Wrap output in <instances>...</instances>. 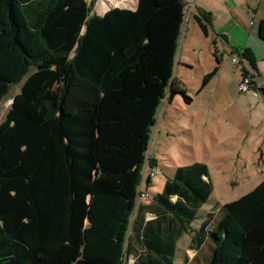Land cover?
<instances>
[{
	"label": "trees",
	"instance_id": "trees-1",
	"mask_svg": "<svg viewBox=\"0 0 264 264\" xmlns=\"http://www.w3.org/2000/svg\"><path fill=\"white\" fill-rule=\"evenodd\" d=\"M97 1L0 0V102L20 85L0 123V264H173L183 235L197 252L183 264H264V177L198 229L202 163L138 203L161 102H191L174 76L184 0L91 15Z\"/></svg>",
	"mask_w": 264,
	"mask_h": 264
},
{
	"label": "crops",
	"instance_id": "crops-1",
	"mask_svg": "<svg viewBox=\"0 0 264 264\" xmlns=\"http://www.w3.org/2000/svg\"><path fill=\"white\" fill-rule=\"evenodd\" d=\"M134 1L135 3L133 4H123V7L111 6L105 12L100 13V15L102 16L113 8L134 10L137 0ZM184 2L186 5L185 15L188 17V8H190V15L183 25L184 30L182 28L183 34L181 33V35H183V38L178 67L188 68L186 65L194 63L200 65L203 62L200 57L199 45L196 42V39L200 36L205 43L203 45L207 48L209 60L208 67L203 62L208 70L203 78L215 71L214 76L204 88L201 89L200 85L196 95H201L208 89L215 78L220 77L223 61L218 54L222 50H228L231 59L232 56H237L238 52L249 49L256 60L255 71L246 61L240 59L242 66H239V73H233V78L237 82L236 88L238 91L242 76L249 73L254 87L263 90L261 92L258 91L257 95H254L253 92L245 94L238 91L241 95L234 102L229 103L230 109L226 106L218 109V98H212L211 96L209 98H191L189 104L184 103L188 107H192L195 100L199 99L195 108L187 110L189 112L187 117H189L192 124V129L199 134H217V140L221 141L222 146L231 150L230 155L223 156L228 166L242 168L239 172L244 175V179L249 182L256 181L255 185H253L256 187L264 177V79L262 78V75H264V41H261L257 35L259 22L264 19V0H184ZM199 22L204 25L205 33L201 31ZM175 78L180 86L182 81L178 80V77ZM218 92L225 94L226 91L225 88H219ZM180 103L176 101V97L172 101L167 102L165 112L168 114L169 119L174 120L172 113L175 109L173 107H179L185 111V106L183 108L180 107ZM200 127L202 128L200 129ZM226 142H231L232 144H226ZM150 157L154 159L151 156V152ZM155 160L157 164V158ZM202 164L208 168L209 181L213 185L214 192V182L217 181L214 178L212 179L208 165L206 163ZM260 167L263 170H260ZM257 174H259V177H257ZM225 182L228 187L229 184H239L238 182H231V180ZM149 183L145 182L146 188ZM220 198L221 201H217L206 209L204 217L198 222L197 227L192 226L193 229H198L201 223L208 219V213L217 214L218 204L236 200L227 201L228 198H235L232 194H223ZM149 216L151 215H147V220L152 218H148ZM186 236L189 237V243L186 244L187 249L184 251V255L191 261L197 252L190 249V236ZM201 254L197 256L201 257Z\"/></svg>",
	"mask_w": 264,
	"mask_h": 264
},
{
	"label": "rangeland",
	"instance_id": "rangeland-1",
	"mask_svg": "<svg viewBox=\"0 0 264 264\" xmlns=\"http://www.w3.org/2000/svg\"><path fill=\"white\" fill-rule=\"evenodd\" d=\"M126 3L133 4L135 1L98 0L94 4L91 15L95 14L97 16H101L100 13L105 12L111 6L123 7V4ZM189 15L190 12H188V17ZM188 17L185 15V21ZM182 38L183 35H181L179 40L177 61L174 69V76L178 77V80L182 81L180 87L190 98H209L211 96L212 98H218V109L223 106L230 109L229 103L234 102V100L241 95L237 91V82L233 78V73H239L240 67L234 66L233 63H231L228 50H222L220 54H218L223 61L220 77L215 78L205 92L201 95H196V92L201 85L203 76L207 73L206 71H208L205 67V64L207 67L209 65L207 57L208 52L206 46L203 45L205 43L202 41V37L199 36L196 39V42L199 45L200 57L205 64L203 62L200 63V65L194 63L192 65H186L188 68H179L178 59L182 47ZM234 56L240 61V57L238 55ZM219 88H225V94L223 92H218ZM19 91L20 85L12 86L8 96L0 102V123L4 120L8 112L12 102L11 98L18 94ZM176 101L181 102L180 107L183 108V106H185V111L181 110L179 107H173L175 109L172 113L174 120L169 119L168 114L165 112V108L167 106L166 99L161 102L158 108L156 124L152 129L150 142L146 150L147 153L145 154V158L150 157L151 152V156L154 157V159L157 158V166L154 168L155 176L150 178V183L147 188L145 187V182L149 179L151 170L145 166L143 171V179L145 182L142 186V191L147 192L150 198H152L161 193L166 179L173 176L177 168L189 166L193 163H206L211 171L212 179L214 178L217 182H214V192L210 196L208 202L198 211L197 219L192 223L193 227H197L198 222L204 217L206 209L214 205L217 201H221V195L232 194L235 196V198H228L227 201H230L231 199H238L240 196L251 191L256 181L249 182L247 179H244V175L239 172L242 168L228 166V163H226L227 161L223 159V156L230 155L231 150L222 146L221 141L217 140V134L210 135L206 133L204 135L199 134L196 130L192 129V124L189 117H187L189 116V112L187 110L195 108L199 99L195 100L192 107L185 105L180 96L176 97ZM201 128L202 127H200V129ZM226 144L232 143L226 142ZM145 158L140 157L132 169L133 173H135L137 168L141 165L140 162L144 164ZM260 170H263V168L260 167ZM257 177H259V174H257ZM228 180H231V182H238L239 184H229L228 187L225 182ZM148 218H151V216ZM187 243H189V237L186 235L180 238L177 242V250L173 259V264H183L184 251L187 249ZM126 264H132V259L127 258Z\"/></svg>",
	"mask_w": 264,
	"mask_h": 264
},
{
	"label": "built area",
	"instance_id": "built-area-1",
	"mask_svg": "<svg viewBox=\"0 0 264 264\" xmlns=\"http://www.w3.org/2000/svg\"><path fill=\"white\" fill-rule=\"evenodd\" d=\"M188 11L190 12V8L188 9ZM231 62L236 65V66H242L241 61L237 60V58L235 56H232L231 58ZM262 78L264 79V75H262ZM258 88H255L254 85L252 84V78L249 74H244L242 76V79L239 83L238 86V91L240 93H247V92H253L254 95H257L258 93ZM155 176V171H151L150 172V176L149 178H152ZM142 186L143 183L141 184L140 188H139V198H138V203L144 201V200H148L150 198L149 194L147 192H143L142 191Z\"/></svg>",
	"mask_w": 264,
	"mask_h": 264
}]
</instances>
